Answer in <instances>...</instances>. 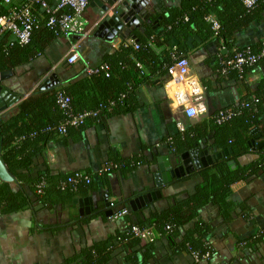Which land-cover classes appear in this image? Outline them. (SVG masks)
I'll return each instance as SVG.
<instances>
[{"label": "crops", "instance_id": "1", "mask_svg": "<svg viewBox=\"0 0 264 264\" xmlns=\"http://www.w3.org/2000/svg\"><path fill=\"white\" fill-rule=\"evenodd\" d=\"M179 3L180 0H150L149 17L141 20L138 26L125 27L123 37L115 36L111 40L94 35L98 5L96 8L88 5L85 11L87 23L83 37L67 38L41 28L25 45L15 43L5 47L3 40L0 57L3 53L4 56L0 65L6 63L0 66V72L10 70V76L16 77L18 89L22 88L24 93L13 91L18 100L0 111V119L17 113L20 103L26 99L38 97L46 90L57 91L81 74H87L86 68L99 65L105 53H111L124 44L134 46L133 31L141 34L149 25L156 32H161L163 16H167L168 8ZM193 36L196 38L189 44L188 39ZM190 37L186 40V49L178 48L175 38L170 40V44L151 47L156 54L168 49L172 58L179 55L188 59L190 80L187 89L194 102L195 115L186 116L166 96L163 75L141 67L149 78L136 90L138 104L134 109L92 118L83 127L71 129L67 135L53 136L44 144L42 156L35 158L36 166L27 173L23 169L17 171L23 173L26 180L38 177L42 170L46 171L53 199L60 177L76 170L93 174L95 189L86 195L76 194L72 204L59 215L58 211L41 205L30 206L23 211H0V264L190 263L192 246L183 240V233L175 231L174 226L163 234L154 230L155 238L143 241L132 234L129 225L138 220L151 203L166 208L173 197L179 199L194 191L199 181L196 175L203 166L190 174L168 180L169 167H176L181 154L189 150L174 151L170 147L172 139L190 126L210 128L214 117L216 122L222 110L236 107L247 95L256 92L260 84H264V62L259 63L245 79L227 78L226 73L218 71L215 59L217 53L226 52L224 43L214 37L204 41L196 34ZM263 39L264 16L259 13L246 28L237 32L236 43L244 46ZM76 43L79 58L68 64L66 57ZM47 80L51 85L41 88ZM0 99L2 103L6 102ZM262 107L264 111V101ZM177 123H181L182 128ZM256 129L255 134L259 136L255 139L250 137L245 154H234L231 148L213 152L209 146L212 132L208 133V142L192 148L198 147L199 152L207 151L210 155L223 152L216 160L227 157L232 168L248 166L252 174L248 180L231 184L229 200L232 207L225 217L210 202L201 208L199 219L207 225L202 245L210 252L207 264H264V166H256L261 160L259 150L264 146L261 144L264 143V112ZM252 139L253 143L250 142ZM30 149L26 148L27 151ZM2 152L0 150V157ZM114 160L120 162L119 168L100 172L107 162ZM12 183L14 189L20 184L24 189L29 186L16 177ZM156 190L160 191L159 197L144 206L134 204L136 208L132 209L130 201ZM89 198L91 204L74 202V199ZM117 206L126 207L128 214L111 218ZM55 222L62 225L51 226Z\"/></svg>", "mask_w": 264, "mask_h": 264}, {"label": "trees", "instance_id": "2", "mask_svg": "<svg viewBox=\"0 0 264 264\" xmlns=\"http://www.w3.org/2000/svg\"><path fill=\"white\" fill-rule=\"evenodd\" d=\"M4 10L5 8L0 6V12ZM167 13V16H163L161 32H156L149 25L144 27L141 34L133 31L134 46L124 44L111 53H105L102 62L94 66L98 69L96 73L81 74L57 91L50 89L41 92L38 97L28 98L20 103L17 113L0 119V150H3L1 159L12 177L20 178L23 183L29 185L28 189H24L23 184L14 189L12 182L0 181L1 212L23 211L30 206L41 205L58 211L56 213L59 215L69 204H72L76 194L86 195L93 192L95 189L93 174L82 170L60 177L55 186V199L50 196L51 190L48 187L49 180L45 177L46 171L42 170L38 177L29 180H26L23 173L17 171L23 169L24 173H27L36 166L35 158L42 156L44 144L53 136L67 135L71 129L83 127L89 119L126 113L134 109L138 104L136 90L149 78V74L143 73V67L148 68L149 72L163 75V80L166 81L167 69L173 63L170 50L162 49L156 54L151 45L170 44V40L175 38L178 48L186 49V40L194 34L201 41L210 37L217 38L226 48L225 53L215 55L218 71L221 73L222 60L231 58L235 52L257 54L264 40L244 46L236 43L237 32L246 28L259 13L264 16V0H256L250 8L245 7L241 0H180L179 5L168 8ZM209 15L219 23L216 33L206 19ZM2 55L4 56V53ZM261 62H264V56L251 64L243 65L241 70L229 69L225 75L231 79H245ZM5 63L6 61L0 66H4ZM263 88L264 84H260L256 92L247 95L240 104L236 105L233 109L237 114L231 118L217 123L214 117L210 128L204 125L187 127L183 133L172 139L170 147L181 153L200 143L208 142V133L212 132L209 146L213 152L231 148L234 154L247 153L248 140L253 136L251 131L259 126L264 112ZM58 91H62L68 97L67 109L60 108L57 102ZM87 111L95 112V115L85 117L76 126H67L66 132L60 133V126L70 114L77 115ZM15 140L16 143L13 144ZM26 148L31 149L27 151ZM259 152L261 160L256 166L261 168L264 166L262 164L264 146ZM228 160L227 157H220L213 164L200 169L196 175L199 181L195 184L194 191L179 199L173 197L166 208L151 203L144 209L143 215L129 225V230L131 225L135 224L141 228H152L163 234L166 229L174 226L175 231L183 233V240L189 242L193 250L207 252V248L202 245L207 233V225L199 219L201 208L205 203L210 202L217 206L220 215L225 217L232 207V202L229 200L231 184L238 180H248L252 176L247 169L248 166L232 168ZM107 163L117 165L110 171L120 166L117 160ZM76 172H81L83 176L89 178V181L86 182L83 177L68 183L67 179L73 177ZM41 182L44 186L38 192L37 184ZM63 183L65 185L62 188ZM117 207L114 209L117 210L121 206ZM86 221L88 220L83 222ZM61 225V222H55L51 226ZM207 260L204 264H207Z\"/></svg>", "mask_w": 264, "mask_h": 264}, {"label": "built area", "instance_id": "3", "mask_svg": "<svg viewBox=\"0 0 264 264\" xmlns=\"http://www.w3.org/2000/svg\"><path fill=\"white\" fill-rule=\"evenodd\" d=\"M245 7H252L256 0H241ZM89 5V0H0V6L5 10L0 12V45L5 47L15 43L25 45L30 43L33 33L40 28H47L54 33L64 36L86 35L85 11ZM207 21L211 24L214 32H217L219 23L209 15ZM7 40V41H5ZM136 47V46H135ZM78 45L74 44L67 57L66 62L72 64L79 58L77 51ZM246 53V52H245ZM235 52L229 58L222 60L221 73H226L229 69L241 70L243 65L251 64L259 57L264 56V40L261 43V49L257 54ZM98 71L97 68L87 67L86 73L92 74ZM168 79L164 82L166 96L174 103L177 109L181 110L186 116L195 115L194 102L187 89L190 80V65L186 57L173 56V63L167 69ZM57 102L62 109L68 108V97L62 92H57ZM237 114L233 108L222 110L216 117V122L221 123ZM95 115V112H83L77 115H69L64 124L59 128L60 133L66 132L67 126H76L81 123L85 117ZM182 128L181 123H177ZM116 164H109L100 169V172L116 168ZM89 178L76 172L75 175L67 179V182H74L76 179ZM65 183H63V186ZM44 183L37 184V191L40 192ZM128 214L126 207L120 208L111 214V218L117 219ZM168 228V227H167ZM133 235L143 241H151L155 238L156 232L152 228L139 227L131 225ZM191 261L189 264H204L209 257V252L191 251Z\"/></svg>", "mask_w": 264, "mask_h": 264}, {"label": "water", "instance_id": "4", "mask_svg": "<svg viewBox=\"0 0 264 264\" xmlns=\"http://www.w3.org/2000/svg\"><path fill=\"white\" fill-rule=\"evenodd\" d=\"M89 5L94 8H96V5L99 6V10H97L98 20L94 35L107 40H111L115 36L123 37V29L125 27L138 26L141 20H146L149 17V10L151 9L150 0H92L89 2ZM194 38H196V36L190 37L188 39V43L190 44ZM11 74L12 72L10 70L0 72V78H2V81L0 82V97L6 100L5 103H2V100L0 99V111L5 109L8 105H11V102L18 100V95L16 93L20 91L21 93H24L22 88L18 89L19 81L16 77L10 76ZM50 85L51 84H49L47 80L44 85H41V88L49 87ZM14 90L16 93H13ZM256 132L257 129H253L251 131L253 139L259 136L255 134ZM253 139L250 141L251 143H253ZM221 154L222 153L210 155L207 151L199 152L198 147L195 148V150L189 149L181 154V161L176 167H169L167 173L168 180L170 181L174 177L180 178L186 174L194 172L195 169H199L202 166L205 167L216 160L217 156ZM0 180L4 182L13 181V177L8 172L1 157ZM159 195L160 191L156 190L137 197V199L130 201L132 209L135 210L136 208L134 204L144 206L146 203H149L151 200L159 197ZM77 201L79 202V205L82 203L91 204L90 198L74 199V202ZM80 212H82V209Z\"/></svg>", "mask_w": 264, "mask_h": 264}]
</instances>
